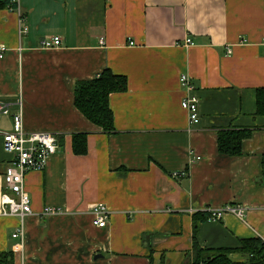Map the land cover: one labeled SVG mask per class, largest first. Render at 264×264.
Returning a JSON list of instances; mask_svg holds the SVG:
<instances>
[{
  "label": "crops",
  "instance_id": "crops-1",
  "mask_svg": "<svg viewBox=\"0 0 264 264\" xmlns=\"http://www.w3.org/2000/svg\"><path fill=\"white\" fill-rule=\"evenodd\" d=\"M11 1L15 9L0 10V100L21 99L25 133L55 135L59 147L26 175L34 214L14 251L20 221L1 215L12 157L0 136V253L14 251L15 264H189L195 242L227 251L264 241V0ZM55 36L61 46L42 47ZM105 69L128 79L109 99L112 134L75 106L77 83ZM183 74L199 97L198 124L182 107ZM228 129L251 131L240 156L219 151ZM0 130H12L11 116ZM80 133L85 155L73 152ZM99 204L110 211L104 228L94 225ZM227 205L245 207V218L200 220L194 233V214ZM47 208L61 212L42 217Z\"/></svg>",
  "mask_w": 264,
  "mask_h": 264
},
{
  "label": "built area",
  "instance_id": "built-area-1",
  "mask_svg": "<svg viewBox=\"0 0 264 264\" xmlns=\"http://www.w3.org/2000/svg\"><path fill=\"white\" fill-rule=\"evenodd\" d=\"M15 9V8H10ZM28 28L24 26L22 32L26 33ZM103 42V41H102ZM43 48H53L61 46L62 38L59 36L45 39L42 43ZM134 45L133 42H130ZM193 43L190 39L185 41L184 46H191ZM6 47L0 45V59L4 57ZM181 84L185 89V97L182 100V107L189 114L191 124L200 122L199 97L191 83L190 78L183 74ZM16 105L18 110L12 113V107ZM12 117V130L1 131L0 136L3 140L4 151L12 158L4 173V192L1 197V215L4 217H16L19 219V227L13 233V239H19L20 243L15 246L14 251L23 250L25 243V220L33 215L32 198L25 188L26 175L31 171H43L50 158L57 153L59 143L57 138L46 132H37L27 134L23 127V102L21 99L16 101L0 100V123L3 118ZM179 174L175 173V177ZM60 209L47 208L42 217L60 213ZM94 215V225L104 228L110 218L109 209L99 204L92 210ZM209 222H219L225 215L232 214L243 220L246 216V209L241 205H227L220 209H208L205 211Z\"/></svg>",
  "mask_w": 264,
  "mask_h": 264
},
{
  "label": "trees",
  "instance_id": "trees-1",
  "mask_svg": "<svg viewBox=\"0 0 264 264\" xmlns=\"http://www.w3.org/2000/svg\"><path fill=\"white\" fill-rule=\"evenodd\" d=\"M11 0H0V10L15 8ZM128 90V79L125 76L115 75L110 69L102 71L95 79L80 81L75 88V106L94 125L99 126L107 134L116 132L113 111L109 99L114 93ZM257 115L264 116V88L257 90ZM251 136L250 130L228 129L219 134V151L228 156H240L242 143ZM87 134L73 135V152L75 155L87 154ZM262 176L264 179V157L262 160ZM199 216L201 218L198 220ZM195 227L197 221H208L206 213L194 214ZM239 252L247 256L243 263L233 262L230 253ZM14 251L0 253V264H15ZM189 264H264V241L250 239L242 242V247L235 250L212 251L201 248L194 243L193 256Z\"/></svg>",
  "mask_w": 264,
  "mask_h": 264
},
{
  "label": "bare ground",
  "instance_id": "bare-ground-1",
  "mask_svg": "<svg viewBox=\"0 0 264 264\" xmlns=\"http://www.w3.org/2000/svg\"><path fill=\"white\" fill-rule=\"evenodd\" d=\"M55 136V135H54ZM56 137V136H55ZM57 138V137H56ZM57 140H58V138H57ZM58 143H59V141H58Z\"/></svg>",
  "mask_w": 264,
  "mask_h": 264
},
{
  "label": "rangeland",
  "instance_id": "rangeland-1",
  "mask_svg": "<svg viewBox=\"0 0 264 264\" xmlns=\"http://www.w3.org/2000/svg\"><path fill=\"white\" fill-rule=\"evenodd\" d=\"M4 119V118H3Z\"/></svg>",
  "mask_w": 264,
  "mask_h": 264
}]
</instances>
